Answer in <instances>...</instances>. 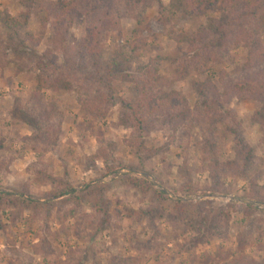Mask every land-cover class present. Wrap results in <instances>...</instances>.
Instances as JSON below:
<instances>
[{"label": "rangeland", "instance_id": "1", "mask_svg": "<svg viewBox=\"0 0 264 264\" xmlns=\"http://www.w3.org/2000/svg\"><path fill=\"white\" fill-rule=\"evenodd\" d=\"M58 1H36L17 33L0 21V196L5 192L17 198L16 206L0 205V264H204L206 256L214 259L209 264H234L241 241L248 260L264 264V124L257 117L263 102L234 97L222 112L207 113L201 97L202 87L210 82L223 92L221 72L232 81L253 75V70L244 69L248 49L231 47L218 64L201 59L202 71L183 63L189 57L177 49L176 37L197 35L220 12L186 19L172 15L163 23L156 2L135 11L130 4L113 1L120 30L106 33L105 65L98 72L106 75L107 62L120 51L130 59V69L118 59V75L110 84L118 99L134 100L132 78L122 74L157 59L159 74L173 80L172 88L186 97L192 115L177 129L154 122L138 135L121 125L118 99L104 117L82 108L80 98L106 91L103 84L88 80L80 92L67 87L42 91L45 102H53L60 114L58 142L48 147L31 139L36 132L18 117L16 105L39 115L31 101L39 75L75 80L96 70L90 66L82 72L78 52L84 19L75 18L59 32L50 25L42 28L47 6ZM5 13L21 19L28 10L17 0H0V16ZM260 39L264 44V29ZM139 138L158 154L141 152ZM206 139L215 142L211 156L204 151ZM99 152L109 157L116 174L107 175L105 160L95 158ZM132 178L148 179L152 189L135 187ZM64 183L77 190L78 207L73 199L36 212L22 202H62L69 196L53 199L49 194ZM97 187L104 191L106 215L92 207ZM154 191L163 192V197ZM178 200L181 207L175 204ZM145 212L150 215H142ZM173 217L177 220L169 221Z\"/></svg>", "mask_w": 264, "mask_h": 264}, {"label": "trees", "instance_id": "2", "mask_svg": "<svg viewBox=\"0 0 264 264\" xmlns=\"http://www.w3.org/2000/svg\"><path fill=\"white\" fill-rule=\"evenodd\" d=\"M17 1L28 10V13L23 14L21 19L13 17L8 13L0 16V21L13 33L19 32L24 24L27 23L30 15L29 11L34 8L38 0ZM113 1L117 0H59L56 4L47 6V15L42 22L43 29L50 25L54 31L59 32L66 24L72 23L75 18L86 21L85 36L80 42L78 53L81 55L82 72L90 71V66L96 70L92 74H80V77L78 79L75 78V80L70 76L63 75L57 78H50L48 75L38 76L31 101L39 107L40 114L35 115L31 113L27 107H23L19 103L15 109V112L16 110L18 111L16 112L18 117L27 122L35 130L36 134L31 138L34 142H43L46 146L50 147L57 144L60 136V124L57 123L59 122L60 114L53 102H45L46 98L42 92L43 90L56 92L67 87L74 88L80 92V89H84L83 87L88 80L103 84L106 91L101 94L99 93V97L86 96L80 98L82 108L94 117H104L107 110L117 101L116 91L110 84V80L118 75L114 67L119 66L118 59L124 61L127 65L130 64V59L124 57L120 51H117V58L106 64L108 68L110 67V71L106 75L98 72L103 68V64L105 65V62L102 60V52L106 33L120 30V20L113 14ZM119 1L124 4H130L135 11L151 2H156L159 5L160 20L163 23L168 22L172 15H179L181 19H186L206 14L209 11H219L220 16L218 18H211L207 25L201 27L197 35L189 36L184 34L176 37L178 41L177 49L183 55L189 57L187 62L183 63L187 66L195 67L198 71H202L201 59L205 62L218 64L224 57L229 55L231 47H246L248 49V57L244 69L253 70V75L239 81H232L225 72H221L220 83L223 92L219 93V90L215 89V86L210 82L207 86L202 87L201 97L207 113L222 112L224 106L234 97L240 100H259L263 102V107L257 113V117L258 121L264 124V44L260 39V31L264 29V0H169V4H165L163 0ZM51 16L54 18L52 23L50 22ZM27 36L36 43L40 41V39L35 38L32 34H27ZM185 64L182 66L183 75L187 68ZM40 67L43 71L46 68V66ZM158 67V60L152 59L146 64H139L134 72L128 70V73L122 74L123 77L132 78L137 96L134 100L119 97L120 112L122 114L120 123L126 128L133 129L134 133L138 135L143 134L151 128L154 122L169 124L174 129H177L192 115L186 97L180 91L172 88L173 80L161 76ZM128 68L130 69V65ZM182 77L180 73L177 79L180 80ZM105 78H108V83L104 82ZM207 92H210L211 96ZM137 147L141 152L148 153L149 157L158 154L157 150L146 149L140 138ZM214 148L215 142H210V140L206 139L204 151L207 156L213 155ZM245 154L247 155L249 152L247 153L246 151ZM95 158H103L105 160L108 167L107 175L117 173V170H113L109 166V157H104V154L102 155L99 152ZM131 182L135 187L141 188L146 192L151 190L153 186L146 178H132ZM186 191L189 192L190 189ZM1 194V206L17 205V198L5 192ZM154 194L159 198L163 197V192L154 191ZM64 196L69 197L57 204H43L31 198L27 200L22 198V202L36 212L49 210L54 205L58 206L63 201L68 202L73 199L76 207L80 205L77 190L69 184H61L59 188H56L49 194V197L53 199ZM92 196L93 209L98 211L100 215H106L108 213V206L104 198L103 188L97 187ZM175 204L178 207L183 205L180 200ZM248 208L250 210L254 209L252 211L256 210L255 207L248 206ZM75 209L70 210V213H74ZM142 215H150V213L145 212ZM168 219L169 221L177 220L175 217ZM190 224L194 225L192 221ZM195 229L198 231L201 227ZM196 243H193V245ZM239 248L241 251L240 256L232 263L254 264L244 254L245 242L241 241ZM211 261H214V259L206 256L204 264H209Z\"/></svg>", "mask_w": 264, "mask_h": 264}]
</instances>
